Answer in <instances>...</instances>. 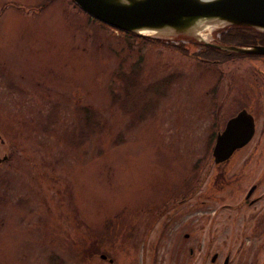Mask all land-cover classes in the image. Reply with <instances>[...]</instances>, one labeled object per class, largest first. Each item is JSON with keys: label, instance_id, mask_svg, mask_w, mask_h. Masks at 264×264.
<instances>
[{"label": "rangeland", "instance_id": "rangeland-1", "mask_svg": "<svg viewBox=\"0 0 264 264\" xmlns=\"http://www.w3.org/2000/svg\"><path fill=\"white\" fill-rule=\"evenodd\" d=\"M188 44L131 40L70 0H0V264H261L264 56ZM240 107L252 135L214 162Z\"/></svg>", "mask_w": 264, "mask_h": 264}, {"label": "water", "instance_id": "water-1", "mask_svg": "<svg viewBox=\"0 0 264 264\" xmlns=\"http://www.w3.org/2000/svg\"><path fill=\"white\" fill-rule=\"evenodd\" d=\"M72 1L98 20L142 36L163 40L189 38L228 53L264 55V0ZM198 17L202 26L191 21ZM230 25L253 27L261 32L262 39L238 44L227 43L214 35L215 31ZM209 26L212 29H209L208 36L197 35L199 29ZM253 129L251 111L243 107L236 110L226 118L224 126L215 132L212 160H225L236 147L243 145L251 137ZM101 256L104 254L101 253Z\"/></svg>", "mask_w": 264, "mask_h": 264}, {"label": "trees", "instance_id": "trees-1", "mask_svg": "<svg viewBox=\"0 0 264 264\" xmlns=\"http://www.w3.org/2000/svg\"><path fill=\"white\" fill-rule=\"evenodd\" d=\"M70 1H72V0H70ZM72 2L74 3V1H72ZM78 8H80V7H78ZM85 13H87V12H85ZM89 16H91V15H89ZM91 17L94 18L96 21L105 23L104 21H100V20H98L97 18H95L93 16H91ZM120 31L122 33H124L126 35V37L131 39V40L137 39V40H140V41H143V42H148V41L151 42V41H155L156 40L154 38H151V37H148V36H142V35H139V34H137L135 32L133 33L131 31H127L125 29H123V31L121 29ZM219 37H220V39H222L223 41H225L227 43H231L232 42V43H238V44H242L244 42L257 41V40H261L262 39V35H261L260 31L256 30L253 27L251 28V27L243 26V25H241V26L230 25V27H226V30L220 31ZM202 45H203L202 48L199 49L198 51H191V52H193L196 55V57L198 59L200 58L202 60H208V59L209 60L210 59L213 60L215 58H216L215 60H219L220 57H227L231 53L233 55H236V56L246 55V56H250V57L259 56L260 55V54H257V53H253V54H251V53H242L241 54V53H237V52L228 53L225 50H221V49L219 50V49L213 48L211 46L209 47V46H207L205 44H202ZM185 46H187V45L185 44ZM188 47H189V49L193 48L192 50H196L193 46H188ZM128 74L129 75L126 76V79H127L126 80L127 82L125 84L126 87H127V85L135 86V83L137 81V76H136L135 71L134 70H130V72ZM87 115L88 114L86 113L85 118H84L85 120L87 119ZM89 124H93V119L92 118L89 119Z\"/></svg>", "mask_w": 264, "mask_h": 264}, {"label": "flooded vegetation", "instance_id": "flooded-vegetation-1", "mask_svg": "<svg viewBox=\"0 0 264 264\" xmlns=\"http://www.w3.org/2000/svg\"><path fill=\"white\" fill-rule=\"evenodd\" d=\"M0 143H4V137H2L1 134H0ZM10 144H11V143H10ZM9 146H10V145H9ZM10 155H11V154H9L8 151H5V149H1V150H0V157H1L0 162L6 161L7 159H9V158H10ZM235 178H236V176H235ZM258 184H259V183H258L257 181H256V182H255V181H254V182L251 181V182H249L248 185L246 186L247 188L245 189V191H244V193H243V196L241 197V198H242V202H243L244 204H246V206H247V205L249 206V204H252V203L258 201V200L261 198L262 192H261V191L257 192L258 189H259ZM22 196H25V194H22ZM20 199H21V198H20ZM0 200H1V203L6 201V200H5V195H4V194L1 195ZM16 203L19 204L20 201L17 200ZM243 203H242V204H243ZM0 223H1V220H0ZM184 235L186 236V235H187V232L184 233ZM143 239H144V237H143ZM191 249H192L191 246H189V247H188L189 252L191 251ZM143 250H145V248H143ZM207 252H208V248H206V249L204 250V257L207 256L208 253H209V260H210V261L214 260V259L217 257V255H218L217 252H215V251H210V252H208V253H207ZM227 259H228V255H225V256L222 258L221 263H222V264H228V263H227ZM261 261H262L261 264H264V257L262 258ZM246 264H249V263H246Z\"/></svg>", "mask_w": 264, "mask_h": 264}, {"label": "bare ground", "instance_id": "bare-ground-1", "mask_svg": "<svg viewBox=\"0 0 264 264\" xmlns=\"http://www.w3.org/2000/svg\"><path fill=\"white\" fill-rule=\"evenodd\" d=\"M193 20H191V21H194L195 23H197V24H199V26L201 25V20H200V17H198V18H192ZM209 24H214V23H209ZM202 26V25H201ZM121 30V29H120ZM119 30V31H120ZM123 31V30H122ZM121 32V31H120Z\"/></svg>", "mask_w": 264, "mask_h": 264}, {"label": "clouds", "instance_id": "clouds-1", "mask_svg": "<svg viewBox=\"0 0 264 264\" xmlns=\"http://www.w3.org/2000/svg\"><path fill=\"white\" fill-rule=\"evenodd\" d=\"M208 2H210V0H208Z\"/></svg>", "mask_w": 264, "mask_h": 264}]
</instances>
